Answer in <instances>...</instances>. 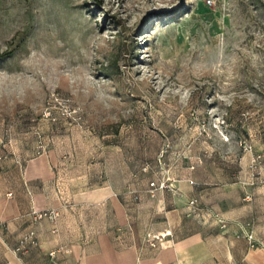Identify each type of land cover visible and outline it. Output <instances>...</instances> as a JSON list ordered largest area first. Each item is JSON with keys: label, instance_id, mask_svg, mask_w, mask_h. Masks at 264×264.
I'll return each mask as SVG.
<instances>
[{"label": "rangeland", "instance_id": "rangeland-1", "mask_svg": "<svg viewBox=\"0 0 264 264\" xmlns=\"http://www.w3.org/2000/svg\"><path fill=\"white\" fill-rule=\"evenodd\" d=\"M44 152L61 192L138 195L125 236L264 246V0H0V156Z\"/></svg>", "mask_w": 264, "mask_h": 264}, {"label": "crops", "instance_id": "crops-1", "mask_svg": "<svg viewBox=\"0 0 264 264\" xmlns=\"http://www.w3.org/2000/svg\"><path fill=\"white\" fill-rule=\"evenodd\" d=\"M50 155L0 156V264H48L51 251L60 264H264V246L251 248L243 225L226 227L222 255L216 249L220 245L200 232L202 225L197 233L177 239L174 226L166 223L167 214L156 210L145 238L125 236L132 229L127 217L132 207L126 206L136 200L120 198L105 185L61 192L58 161ZM50 211L58 216L35 219L37 213ZM92 212H98L100 223L92 221ZM30 230L36 244L16 255L19 238ZM165 231L171 232L163 235ZM154 236L158 239L152 246Z\"/></svg>", "mask_w": 264, "mask_h": 264}, {"label": "built area", "instance_id": "built-area-1", "mask_svg": "<svg viewBox=\"0 0 264 264\" xmlns=\"http://www.w3.org/2000/svg\"><path fill=\"white\" fill-rule=\"evenodd\" d=\"M151 186V188H157V185L155 184V182H150L149 184ZM134 192H131V191H127L125 192L124 196H132L133 199H138V195H133ZM48 217L50 219L52 218H55L58 216V213L57 212H53V211H50V212H42V213H37L36 216H35V219L36 220H39L43 217ZM3 222L0 220V228L3 227ZM170 231H165V233L163 235H166L167 233H169ZM245 234V237L246 239L248 240V243H249V246L251 248L255 247L258 242L254 239L252 233H248V232H244ZM155 239H158V236H154L152 239H151V245L152 246H155ZM36 244V237H35V233L33 230H30L29 232H27L26 234L22 235L19 240H18V244L17 246H15V248L13 249V252L18 255V254H21L23 252L26 251V249L28 248V246L30 245H35ZM61 251H64V252H68L69 250L68 249H64V248H60ZM55 254H56V251H51L49 252V256L51 258V261L48 263V264H60V263H57L55 262L53 259L55 257ZM3 264H10L9 262H5Z\"/></svg>", "mask_w": 264, "mask_h": 264}]
</instances>
